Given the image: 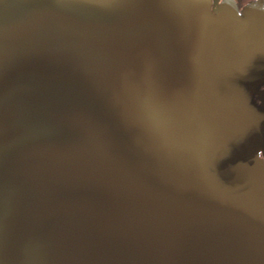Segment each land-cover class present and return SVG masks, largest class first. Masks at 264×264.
Wrapping results in <instances>:
<instances>
[{"label":"water","instance_id":"water-1","mask_svg":"<svg viewBox=\"0 0 264 264\" xmlns=\"http://www.w3.org/2000/svg\"><path fill=\"white\" fill-rule=\"evenodd\" d=\"M0 0V264H264V4Z\"/></svg>","mask_w":264,"mask_h":264},{"label":"flooded vegetation","instance_id":"flooded-vegetation-1","mask_svg":"<svg viewBox=\"0 0 264 264\" xmlns=\"http://www.w3.org/2000/svg\"><path fill=\"white\" fill-rule=\"evenodd\" d=\"M210 2L212 14L216 15V12L227 9V13L235 11L242 18L254 9H260L264 4V0H210ZM249 103L260 113L264 112V75L258 79Z\"/></svg>","mask_w":264,"mask_h":264}]
</instances>
